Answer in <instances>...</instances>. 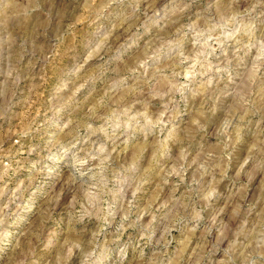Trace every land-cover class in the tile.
<instances>
[{
  "label": "rangeland",
  "instance_id": "obj_1",
  "mask_svg": "<svg viewBox=\"0 0 264 264\" xmlns=\"http://www.w3.org/2000/svg\"><path fill=\"white\" fill-rule=\"evenodd\" d=\"M264 0H0V264H264Z\"/></svg>",
  "mask_w": 264,
  "mask_h": 264
},
{
  "label": "clouds",
  "instance_id": "obj_2",
  "mask_svg": "<svg viewBox=\"0 0 264 264\" xmlns=\"http://www.w3.org/2000/svg\"><path fill=\"white\" fill-rule=\"evenodd\" d=\"M261 247H264V245H261ZM257 255H264V252L257 253ZM252 264H255V261H253Z\"/></svg>",
  "mask_w": 264,
  "mask_h": 264
}]
</instances>
